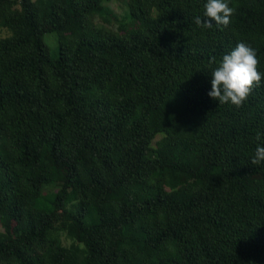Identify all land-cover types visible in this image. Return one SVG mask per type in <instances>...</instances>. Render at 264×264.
I'll list each match as a JSON object with an SVG mask.
<instances>
[{"label": "trees", "instance_id": "obj_1", "mask_svg": "<svg viewBox=\"0 0 264 264\" xmlns=\"http://www.w3.org/2000/svg\"><path fill=\"white\" fill-rule=\"evenodd\" d=\"M110 1L0 0V264H264V78L208 95L264 0Z\"/></svg>", "mask_w": 264, "mask_h": 264}, {"label": "clouds", "instance_id": "obj_2", "mask_svg": "<svg viewBox=\"0 0 264 264\" xmlns=\"http://www.w3.org/2000/svg\"><path fill=\"white\" fill-rule=\"evenodd\" d=\"M204 16L211 18L202 20L194 17L197 25L210 27L212 23L227 26L233 8L228 0H205ZM258 59L255 49L244 42H237L234 48L222 55L219 62L210 71L209 97L218 100L219 104H230L240 107L251 93L253 85L259 84L264 73L257 70ZM260 139V133L257 134ZM264 162V144H257L251 158L253 165Z\"/></svg>", "mask_w": 264, "mask_h": 264}, {"label": "rangeland", "instance_id": "obj_3", "mask_svg": "<svg viewBox=\"0 0 264 264\" xmlns=\"http://www.w3.org/2000/svg\"><path fill=\"white\" fill-rule=\"evenodd\" d=\"M109 8L118 16L121 17L125 14L128 9L127 0H111L109 3ZM10 34V31L7 28L0 29V39ZM54 33H46L44 36L45 42L50 49L52 57H57L59 55V46L54 36Z\"/></svg>", "mask_w": 264, "mask_h": 264}]
</instances>
